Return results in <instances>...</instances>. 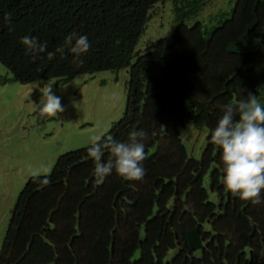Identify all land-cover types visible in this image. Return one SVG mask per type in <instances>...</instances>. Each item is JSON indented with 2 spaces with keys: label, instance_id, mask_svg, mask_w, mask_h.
I'll return each mask as SVG.
<instances>
[{
  "label": "trees",
  "instance_id": "16d2710c",
  "mask_svg": "<svg viewBox=\"0 0 264 264\" xmlns=\"http://www.w3.org/2000/svg\"><path fill=\"white\" fill-rule=\"evenodd\" d=\"M165 1L0 0V63L14 80L56 79L55 88L78 74L129 68L124 113L103 136L126 142L130 131L147 132L140 181L113 169L97 183L89 145L59 155L50 184L29 177L0 264H264V191L253 203L226 190L221 149L210 141L223 105L249 92L264 103V0H235L192 25L208 0H170L173 33L139 53L150 9ZM72 32L89 39L82 62L67 47L55 51ZM23 36L47 50L33 59ZM188 123L207 131L199 158L180 137Z\"/></svg>",
  "mask_w": 264,
  "mask_h": 264
},
{
  "label": "rangeland",
  "instance_id": "374dc122",
  "mask_svg": "<svg viewBox=\"0 0 264 264\" xmlns=\"http://www.w3.org/2000/svg\"><path fill=\"white\" fill-rule=\"evenodd\" d=\"M234 2L208 0L186 23L208 24L211 15L219 9L229 11ZM172 7L170 0L153 5L136 51H149L157 39L171 36L175 27ZM128 78L129 68L101 70L78 74L54 88L56 79L16 81L0 63V248L17 197L31 173L50 172L59 155L102 137L124 113ZM44 84L52 85L64 106L56 117H41L37 111ZM206 135L205 128L189 123L180 129L189 156L200 157ZM208 181L207 173L205 187Z\"/></svg>",
  "mask_w": 264,
  "mask_h": 264
},
{
  "label": "clouds",
  "instance_id": "9594fccd",
  "mask_svg": "<svg viewBox=\"0 0 264 264\" xmlns=\"http://www.w3.org/2000/svg\"><path fill=\"white\" fill-rule=\"evenodd\" d=\"M5 20L11 22L10 14H5ZM21 43L26 46V54H31L33 59L47 50V44L36 37L23 36ZM65 47L73 54L74 62H82L81 55L87 53L91 45L87 35L72 32L65 37L64 45L55 51L62 53ZM47 54L49 59L55 56V52ZM40 92L41 99L36 105L41 117H56L65 110L52 85L44 84ZM222 107L223 114L210 134V141L221 149L223 184L233 196L260 203L264 191V103L249 92L246 100L240 99ZM237 115L239 119H236ZM146 138L147 132L143 128L130 131L126 142L110 134L93 137L87 152L95 164L96 182L102 183L113 169L127 180H142L145 176L143 161L147 159L143 143ZM105 150L111 156L107 161L104 160ZM31 175L34 182L51 183L50 172L33 171Z\"/></svg>",
  "mask_w": 264,
  "mask_h": 264
}]
</instances>
